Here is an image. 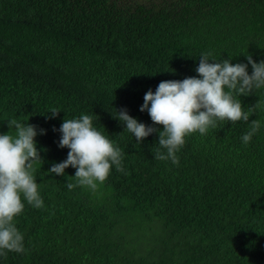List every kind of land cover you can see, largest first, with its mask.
<instances>
[{"label":"trees","instance_id":"obj_1","mask_svg":"<svg viewBox=\"0 0 264 264\" xmlns=\"http://www.w3.org/2000/svg\"><path fill=\"white\" fill-rule=\"evenodd\" d=\"M208 51L264 61V0H0V134L15 135L12 119L37 127L44 205L22 197L25 251L0 264H264V87L239 97L259 105L247 123L185 137L178 165L154 158L163 126L139 110L161 81L199 78ZM120 109L158 131L138 143ZM82 114L124 153L95 191L67 188L71 166L49 172L69 151L63 120Z\"/></svg>","mask_w":264,"mask_h":264},{"label":"clouds","instance_id":"obj_2","mask_svg":"<svg viewBox=\"0 0 264 264\" xmlns=\"http://www.w3.org/2000/svg\"><path fill=\"white\" fill-rule=\"evenodd\" d=\"M230 59L217 60L212 52H204L195 69L199 78L161 81L155 92L149 89L145 93L139 110L147 111L154 125L163 126V130L158 132L156 160H171L172 164L178 165L176 153L184 146L185 137L196 132L205 135L210 128H217L218 121L247 123L249 116L257 111L258 104L245 111L239 97L264 87V61L256 63L250 55L246 56L247 64H232ZM248 65L252 68L251 75L247 71ZM59 112L53 109L49 113L51 118H55ZM117 113L116 119L123 122L138 143L158 131L129 116L126 109ZM7 123L9 130L14 127L15 135L10 131L0 134V256L5 258L9 251H25L24 237L14 221L25 208L22 197L34 208L44 206L34 175V165L43 163L36 147L37 127L15 119ZM260 126L258 119L251 121V129L242 136L245 145ZM59 132L58 147L69 151L66 160L53 164L49 172L61 176L69 166L76 169V183H67L69 190L82 186L95 191L106 181L113 165L117 171L124 172V153L94 127L91 115L64 119ZM40 134H44L43 129H40Z\"/></svg>","mask_w":264,"mask_h":264}]
</instances>
